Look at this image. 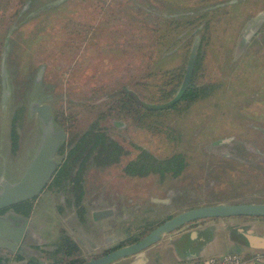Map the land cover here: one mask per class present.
<instances>
[{
	"label": "rangeland",
	"instance_id": "374dc122",
	"mask_svg": "<svg viewBox=\"0 0 264 264\" xmlns=\"http://www.w3.org/2000/svg\"><path fill=\"white\" fill-rule=\"evenodd\" d=\"M229 1L29 0L27 9H20L8 25L3 45H7L8 95L3 103L0 85V180L17 182L33 157L41 129L37 118L29 114L32 103L49 105L53 115L60 111L74 115L72 131L80 135L96 120L108 89L118 82L133 87L144 71L171 68L182 61L181 49L186 50L187 45L178 49L176 45L161 62L155 49L145 46L154 37L141 24L154 26L157 15L161 20L167 16V8L172 11L170 17L177 19L191 11L230 5ZM237 1L230 13L218 14L231 16L230 26L224 31L218 27L213 33L215 42L207 43L210 49L204 50L210 55L203 82L221 86L210 98L170 120L181 134L180 141L150 137L112 117L101 120L100 126L107 128L128 155L117 165L86 170L78 208L72 205L71 193L46 188L32 203L26 237L19 249L14 254L0 250V256L8 257V264H28V260L45 264L42 253L58 245L60 229L79 245L85 260H90L123 241L131 227L155 224L200 206L264 202V79L241 61L246 53L264 55V0ZM247 22L249 31L244 34ZM67 25L72 26L71 34ZM178 30V36L186 38L195 34L190 53L200 37L194 29ZM253 31L255 36H251ZM135 39L142 50L137 49L140 46ZM224 51H230V62L229 67L221 68ZM100 86L107 91L94 93ZM12 129L16 134L14 147ZM141 148L157 158L182 152L187 166L176 178L129 176L123 168ZM61 158L56 155L57 161ZM105 209L112 210L110 217H92L95 211ZM230 221L264 234V218L233 217ZM229 250L225 239L207 255L222 256ZM242 250L246 256L258 253ZM17 254L24 259L14 261Z\"/></svg>",
	"mask_w": 264,
	"mask_h": 264
},
{
	"label": "trees",
	"instance_id": "16d2710c",
	"mask_svg": "<svg viewBox=\"0 0 264 264\" xmlns=\"http://www.w3.org/2000/svg\"><path fill=\"white\" fill-rule=\"evenodd\" d=\"M28 2L29 0H0V36L2 37L0 39V60L4 41L7 39L8 30H10L8 25L14 21L20 9L23 10ZM233 9H235L234 5H223L212 10L191 11V14L187 16L182 15L175 19L170 17L172 11L167 8L164 9L167 16L162 18V20L157 18L158 15L154 18V21H156L154 23L159 25L141 24V28H144V30L149 29L154 37H151L154 43L151 44L150 40L145 46L153 47L156 51V56L161 57V62H164L171 55L169 52L173 51L176 45H187V48L185 46L186 50L181 49L183 50L182 61L171 68L159 66L155 69L144 71L142 79L137 80L133 84V87H128L125 83L118 84L120 83L118 82L117 85L112 87V89H108V91L104 90V87L101 86L94 88V93L107 91L104 96L105 101L101 104V109L98 112L96 120L80 135L72 131L76 120L74 115L70 113L66 114L64 111L55 113L53 115L54 124L61 126L68 133V137L67 141L60 146L59 154L62 158L59 161L58 169L46 188H62L66 192L71 193L73 197L72 205L78 208L82 197L81 182L86 170L90 166L107 167L117 165L120 163L122 157L128 155V152L109 134L107 128L100 126V121L109 117L118 121H126L134 128L146 132L150 137L164 139L166 142L180 141L181 134L178 128L170 123V120L186 114L192 106L210 98L218 91L221 85L219 86L217 82H203L208 68L206 61L210 54L208 51L198 49L190 83L183 94L175 100V96L185 75L189 47L195 36V34H191L187 38L178 36V28L194 29L196 35L200 37V45L214 43L216 38H213V33L216 32L218 27L224 31L230 26L232 20L231 16H219L218 14L230 13ZM194 23H197V25L190 28ZM71 27L70 25L66 26L69 34H71ZM73 32L79 33L76 29ZM87 34L88 32L85 31L84 36H86V39H88ZM135 40V44H139L140 46L137 49L142 50L143 46L140 45L137 39ZM167 45L172 46L163 50ZM147 51L152 52L148 48ZM215 52L218 54L217 51ZM220 59L222 61L221 68L229 67L230 51L221 53ZM241 61L245 66L249 67L248 69H256L255 72L261 76L259 78L264 79V55L255 56L251 53H246ZM259 78L257 79L260 81ZM161 105H164V107L158 108ZM17 115L18 113H15L13 124L16 121ZM15 135V131L12 129L11 138L13 146H15L16 141ZM186 166V157L182 152H176L168 157L157 158L151 152L141 148L136 157L124 166L123 172L135 177L158 175L162 179L169 175L176 178L182 174ZM35 200L36 198L14 205L11 208L15 212L22 214L25 218H28L31 214L32 203ZM250 203L264 204V202ZM173 216L166 218L164 221ZM164 221L127 229L126 237L123 241L103 251L100 256L140 241ZM59 234L60 240L58 245L54 249L42 253L44 256L43 260L46 262L45 264H83L89 261L85 260L79 245L70 236L61 229L59 230ZM236 248L240 249L237 246ZM261 257L262 261L255 264H264V252L261 254ZM23 259V256L20 254L14 257V261H21ZM8 263V257L0 256V264ZM28 264L38 263L28 260ZM41 264L44 263L41 262Z\"/></svg>",
	"mask_w": 264,
	"mask_h": 264
},
{
	"label": "water",
	"instance_id": "95a60500",
	"mask_svg": "<svg viewBox=\"0 0 264 264\" xmlns=\"http://www.w3.org/2000/svg\"><path fill=\"white\" fill-rule=\"evenodd\" d=\"M243 42H246L245 37ZM197 50L198 42L195 41L191 47L186 64L185 75L178 93L175 96V100L183 94L190 83ZM6 54L7 45L3 47L0 60L1 100L3 103H5L8 95L6 85ZM41 71L42 67L37 75V80L40 79ZM163 107L164 105H161L158 108ZM28 111L29 114L34 115L39 122L41 129L40 140L35 148L33 157L20 179L15 183H10L4 179L0 180V211L30 201L43 192L57 170L58 162L56 160V154L67 138L63 129L56 128L49 105L32 103L29 106ZM112 213L111 209L99 210L95 211L92 217L95 220H100L110 217ZM233 217L264 218V204H216L185 210L164 221L140 241L115 249L104 256L92 258L83 264H113L124 259L129 260L128 264H148V262L153 259V256H150L147 253V250L168 235L171 237L179 235L176 239L170 240V244L174 247L178 256H181L180 251L183 246L186 244L190 245L191 243L194 244L191 252L193 250L195 251H193L191 256L180 257L179 262L182 263L188 260H195L198 258L196 256L198 248L206 244L201 243L198 240L197 235L200 234L204 236L205 241L207 242V240L209 241L213 237V232L205 236L203 231H199L194 226H197L200 222L208 219H225ZM16 228L17 227L12 220L0 218V248L9 247L13 250L18 246L17 244L20 242V239L18 240L11 237L12 230ZM18 230L17 235H22L25 226L19 227ZM228 237L231 243L241 249L246 248L250 250L264 251V234H258L250 227L230 226L228 228ZM8 241L11 243H8Z\"/></svg>",
	"mask_w": 264,
	"mask_h": 264
},
{
	"label": "crops",
	"instance_id": "0c3cea01",
	"mask_svg": "<svg viewBox=\"0 0 264 264\" xmlns=\"http://www.w3.org/2000/svg\"><path fill=\"white\" fill-rule=\"evenodd\" d=\"M231 219L232 218L208 219L206 221L200 222L199 225L195 227L199 231H203L205 236L213 232V237L211 238V240L209 241L207 240V242L205 241L204 236L200 234L197 235V238L201 243H204V244L206 243L204 246L198 248V251L196 252V256L198 257L197 259L213 257V255L208 256L207 254L208 253L212 254L211 252L214 251L216 248H218L220 246V243L225 239L227 240L229 244V249H230L229 252H227L226 254H231V253L237 254V252H239V254H242L243 250L241 248L237 249L236 245L231 243L228 237V228L230 226H238V225L231 223L230 221ZM177 237H179V235L173 236V237L168 235L164 237L159 243L150 247L147 250V253L150 256H153L152 257L153 259H151L148 262V264H181V262H179L180 257L182 258L190 257L193 251H195L193 250L191 252L194 244L191 243L190 245L186 244L185 246H183L180 251L181 256H178L174 247L170 244V240H174ZM231 246H235V248H232ZM121 262L122 264H128L129 260L124 259ZM182 263H185V262H182Z\"/></svg>",
	"mask_w": 264,
	"mask_h": 264
},
{
	"label": "flooded vegetation",
	"instance_id": "af4514ba",
	"mask_svg": "<svg viewBox=\"0 0 264 264\" xmlns=\"http://www.w3.org/2000/svg\"><path fill=\"white\" fill-rule=\"evenodd\" d=\"M238 3V1L237 0H231V1H229V4L230 5H235V4H237ZM26 5H27V3H26ZM25 5V7H24V9H27V6ZM250 22V21H249ZM249 23L247 22L246 23V25H244V29H243V32H244V34L246 33V32H248L249 31V28H248V25ZM243 32L241 33V34H243ZM257 34V32H252L251 33V36H255ZM172 45H167L166 47H164V50L165 49H167V48H169V47H171ZM181 46V44L180 45H178V47H177V49L179 48ZM173 49H175V48H173ZM198 49H200V50H208V49H210L209 48V45H207V44H205V45H200V42L198 43ZM0 85H1V79H0ZM51 113H52V111H51ZM52 117H53V113H52ZM56 126V125H55ZM57 128V127H56ZM64 130V129H63ZM65 131V130H64ZM12 132V131H11ZM65 133H66V136L68 137V133L65 131ZM67 141V138H66V140H65V142ZM63 144V143H62ZM14 147V146H13ZM60 149V148H59ZM59 149H58V151H57V154L56 155H60L59 154ZM256 153H258L259 155H261V152L260 151H257ZM228 158V157H227ZM229 159H231V158H229ZM228 161H230V160H228ZM58 162V165H59V161H57ZM57 169H58V166H57ZM49 184V183H48ZM47 187V186H46ZM46 189V188H45ZM44 189V190H45ZM43 190V191H44ZM39 196V195H38ZM37 196V197H38ZM36 197V198H37ZM0 218H4V219H8V220H12L13 221V223L16 225V229H13L12 230V235H11V237L13 238H16V239H20V242L17 244L18 246H16V248H14L13 250H11L9 247L7 248H0V250H5L6 252H8V253H11V254H14V252L15 251H17L18 249H19V246L21 245V242H23L24 241V239H25V237H26V232H27V227H28V218H25L22 214H20V213H17V212H15L11 207L10 208H7V209H5V210H2V211H0ZM202 224V223H201ZM21 226H25V230L23 231V234L22 235H17V233H18V228L19 227H21ZM192 227V226H191ZM194 227H196V226H194ZM193 227V228H194ZM9 233V232H8ZM10 234V233H9ZM21 237V238H20ZM8 243H11L10 241H8ZM232 248H235V246H231Z\"/></svg>",
	"mask_w": 264,
	"mask_h": 264
},
{
	"label": "built area",
	"instance_id": "2783aa9c",
	"mask_svg": "<svg viewBox=\"0 0 264 264\" xmlns=\"http://www.w3.org/2000/svg\"><path fill=\"white\" fill-rule=\"evenodd\" d=\"M261 254V251H258V253L248 256L243 254L231 253L222 256L200 258L181 264H255L256 262L262 261Z\"/></svg>",
	"mask_w": 264,
	"mask_h": 264
}]
</instances>
